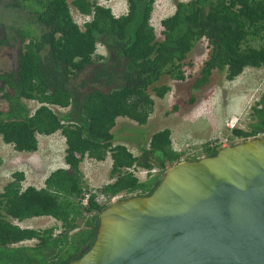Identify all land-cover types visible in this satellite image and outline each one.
<instances>
[{
  "label": "trees",
  "instance_id": "16d2710c",
  "mask_svg": "<svg viewBox=\"0 0 264 264\" xmlns=\"http://www.w3.org/2000/svg\"><path fill=\"white\" fill-rule=\"evenodd\" d=\"M156 1L127 0L128 12L117 17L92 0H0L11 15L0 30V48L18 49L20 59L17 71L0 74V137L19 153H35L39 135L60 132L69 167L53 172L42 189H24L25 174L12 175L0 194V264H70L81 258L109 205L101 197L147 196L159 183L156 177L140 181L129 170L164 173L181 162L170 129L155 133L141 157L114 142L119 119L148 124L156 105L153 94L164 99L171 91L161 84L164 78L186 83L192 77L193 89L201 90L211 85L215 72L233 81L248 68L264 70V0L177 1L174 14L161 22L162 39L151 23ZM72 7L91 17L83 28ZM203 41L207 59L189 77V55ZM98 45L106 55L98 54ZM26 101L40 107L32 112ZM197 101L190 98L188 108ZM251 111L248 129L231 131V145L264 134V95ZM217 151L204 148L209 157ZM109 154L114 180L92 192L83 206L90 190L81 164L86 158L104 162ZM42 217L59 227L34 230L14 223ZM33 240L38 241L34 247H16Z\"/></svg>",
  "mask_w": 264,
  "mask_h": 264
},
{
  "label": "water",
  "instance_id": "95a60500",
  "mask_svg": "<svg viewBox=\"0 0 264 264\" xmlns=\"http://www.w3.org/2000/svg\"><path fill=\"white\" fill-rule=\"evenodd\" d=\"M70 264H264V136L168 168L116 199Z\"/></svg>",
  "mask_w": 264,
  "mask_h": 264
},
{
  "label": "rangeland",
  "instance_id": "374dc122",
  "mask_svg": "<svg viewBox=\"0 0 264 264\" xmlns=\"http://www.w3.org/2000/svg\"><path fill=\"white\" fill-rule=\"evenodd\" d=\"M7 1V0H5ZM99 6L112 10L115 16L120 17L128 12L127 0H92ZM189 2L190 0H157L152 17V25L156 30L158 39H162L161 22L172 16L175 12V2ZM6 3L0 4V30L10 21L11 15L5 8ZM71 14L76 23L81 28L91 20L79 14L75 8H71ZM25 15V13H23ZM28 15V14H26ZM13 16L17 17V14ZM6 20V21H5ZM98 54L106 55L103 46L98 45ZM207 43L200 42L189 55L193 68L187 69V75L195 76L204 61L207 59ZM19 51L14 48H0V74L18 70ZM192 77L185 82H175L166 77L162 80V85L171 87V91L164 99L154 96L156 105L153 114L147 125L139 126L128 119H119L115 128V144L126 146L135 157H141L144 150L149 149L152 136L162 130L170 129L172 132V147L177 153L182 154L181 161L200 159L205 156L204 148L214 142L218 137L232 136L227 124L238 121L239 129L247 130L250 123L252 107L264 95V70L248 68L242 75L233 81L226 79L225 72H215L210 86L201 90H194L192 87ZM192 97H197V103L188 108V101ZM26 105L34 112L40 105L37 102L26 101ZM178 105L177 111L174 107ZM3 103L0 101V108ZM185 107V108H184ZM55 111L65 113L67 110L56 109ZM184 129V130H183ZM40 150L37 153L25 154L15 151L12 145H6L0 137V194L12 181L15 172H23L26 176L22 183L24 189L35 187L42 189L49 175L59 168H64V157L66 143L64 137L59 132L53 137H38ZM240 143L242 141L235 140ZM235 143V144H237ZM181 144V145H180ZM233 145V144H232ZM111 159L104 162H97L85 159L82 163V171L91 182L90 191L97 192L105 185L113 182L111 178ZM170 168V166L168 167ZM146 169L139 168L138 179L146 181L151 178H161L163 173L152 172L144 175ZM167 170V169H166ZM125 198L123 195L106 200L101 197L100 201L110 204L116 199ZM15 224L24 229L45 230L58 226L59 223L49 217L34 218ZM83 221L81 227L84 228ZM56 233H59L57 231ZM37 241H28L18 246L34 247Z\"/></svg>",
  "mask_w": 264,
  "mask_h": 264
},
{
  "label": "built area",
  "instance_id": "2783aa9c",
  "mask_svg": "<svg viewBox=\"0 0 264 264\" xmlns=\"http://www.w3.org/2000/svg\"><path fill=\"white\" fill-rule=\"evenodd\" d=\"M237 124H238V121H237V122H234V123H232V124H227V128H228L230 131H233L234 129L238 128V127H237ZM261 136H264V134H260V135H258V137H261ZM230 138H231V137H229V136L218 137V139H216L214 142H212V143L209 144V147H210L211 149H221V148L227 147V146L230 145ZM138 170H139V169H136V170H135V168H134V169H132V170H130V171L133 172L134 175H135L136 177H138V175H137V171H138ZM153 172H156V171H153ZM142 173H143L144 175H148L150 172H149L148 170H145V171L142 172ZM90 197H91V191H89V193H87V194L85 195V197L82 199L81 204H82L83 206H87V205L89 204Z\"/></svg>",
  "mask_w": 264,
  "mask_h": 264
},
{
  "label": "crops",
  "instance_id": "0c3cea01",
  "mask_svg": "<svg viewBox=\"0 0 264 264\" xmlns=\"http://www.w3.org/2000/svg\"><path fill=\"white\" fill-rule=\"evenodd\" d=\"M183 130H184V129H183ZM58 133H59V132H58ZM56 134H57V133H56ZM56 134L51 135V136H48V137H53V136H55ZM38 137H40V135H39ZM42 137H46V136H42ZM64 140H65V138H64ZM38 142H39V144H38V148H39V149H38V150H40V141H39V138H38ZM65 143H66V141H65ZM65 145H66V144H65ZM115 145H116V144H115ZM117 145H118V144H117ZM180 145H181V144H180ZM37 152H38V151H37ZM37 152H35V153H37ZM25 154H26V153H25ZM27 154H31V153H27ZM65 157H66V150H65ZM65 157H64V165H65V167H64V168H59V169H68V168H69L68 165H67L66 162H65ZM108 157H110L111 162H112L111 165L113 166V161H112V157H111V155L109 154ZM108 157H107V159H108ZM86 159H89V158H86ZM107 159H106V160H107ZM90 160H93V159H90ZM106 160H105V161H106ZM84 161H85V160H84ZM84 161H83V162H84ZM93 161H95V160H93ZM83 162H82V163H83ZM57 170H58V169H57ZM111 170H112V168H111ZM55 171H56V170H55ZM55 171H54V172H55ZM81 171H82V164H81ZM82 172H83V171H82ZM52 173H53V172H52ZM52 173H51V174H52ZM51 174H50V175H51ZM83 174H84V173H83ZM50 175H49V176H50ZM110 176H111V175H110ZM86 178H88V177L84 175V180H85V182H86V184H87V187L89 188V186L91 187V182H90V181H87ZM89 189H90V188H89Z\"/></svg>",
  "mask_w": 264,
  "mask_h": 264
},
{
  "label": "clouds",
  "instance_id": "9594fccd",
  "mask_svg": "<svg viewBox=\"0 0 264 264\" xmlns=\"http://www.w3.org/2000/svg\"><path fill=\"white\" fill-rule=\"evenodd\" d=\"M82 16H83V15H82ZM77 24H78V23H77ZM78 25H79V24H78ZM139 168H140V167H135V170H136V169H139ZM133 169H134V168H133ZM144 169H145V168H144ZM131 170H132V169H131ZM146 170H147V169H146ZM129 171H130V170H129ZM148 171H149V170H148ZM154 171L159 172L158 170H154ZM130 172H131V171H130ZM149 172H150L149 174H153V173H152L153 171H149ZM156 172H155V173H156ZM131 173H133V172H131ZM133 174H134V173H133ZM149 174H148V175H149ZM134 176H135V175H134ZM137 178H138V177H137ZM89 190H90V189H89ZM121 198H122V197H121ZM26 242H28V241H26ZM24 243H25V242H24Z\"/></svg>",
  "mask_w": 264,
  "mask_h": 264
},
{
  "label": "flooded vegetation",
  "instance_id": "af4514ba",
  "mask_svg": "<svg viewBox=\"0 0 264 264\" xmlns=\"http://www.w3.org/2000/svg\"><path fill=\"white\" fill-rule=\"evenodd\" d=\"M230 145H231V140H230ZM219 150V149H218ZM202 153H204V152H202ZM204 157V156H203ZM34 241V240H33ZM36 241V240H35ZM37 243H38V241H37ZM35 246V245H34Z\"/></svg>",
  "mask_w": 264,
  "mask_h": 264
}]
</instances>
